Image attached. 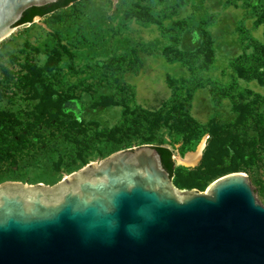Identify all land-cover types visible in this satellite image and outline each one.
Wrapping results in <instances>:
<instances>
[{"label": "rangeland", "instance_id": "obj_1", "mask_svg": "<svg viewBox=\"0 0 264 264\" xmlns=\"http://www.w3.org/2000/svg\"><path fill=\"white\" fill-rule=\"evenodd\" d=\"M236 64L264 65V0H79L14 27L0 40V110L34 131L22 155L0 158V184L52 186L164 146L177 189L239 172L264 205V151L245 168L229 152L264 116V82ZM202 140L196 164H180Z\"/></svg>", "mask_w": 264, "mask_h": 264}, {"label": "water", "instance_id": "obj_2", "mask_svg": "<svg viewBox=\"0 0 264 264\" xmlns=\"http://www.w3.org/2000/svg\"><path fill=\"white\" fill-rule=\"evenodd\" d=\"M57 1L0 0V40ZM0 264H264V205L239 172L179 190L140 146L52 186L1 183Z\"/></svg>", "mask_w": 264, "mask_h": 264}, {"label": "trees", "instance_id": "obj_3", "mask_svg": "<svg viewBox=\"0 0 264 264\" xmlns=\"http://www.w3.org/2000/svg\"><path fill=\"white\" fill-rule=\"evenodd\" d=\"M79 0H58L55 3L48 4L42 7H31L23 12L20 21L16 26L31 23L35 17H43L55 10L62 9ZM237 65V64H236ZM240 73L246 77H253L264 82V65L259 67H243L237 65ZM257 136L251 138L245 145L235 144L230 153L235 158L242 160L241 168L250 165L253 160L260 159L264 151V116L259 115L256 121ZM23 125L22 127H20ZM34 131V122L18 121L12 114H6L0 110V158H14L16 155H22L24 150H28L31 143L28 141V136L32 135ZM206 132H201L203 136ZM160 155L163 168L169 173L170 177L175 172V165L172 159V152L169 148L164 146H152ZM240 162H235L231 165L232 172L240 171Z\"/></svg>", "mask_w": 264, "mask_h": 264}, {"label": "bare ground", "instance_id": "obj_4", "mask_svg": "<svg viewBox=\"0 0 264 264\" xmlns=\"http://www.w3.org/2000/svg\"><path fill=\"white\" fill-rule=\"evenodd\" d=\"M202 146H203V140L194 152L186 153V156L183 159H178V162L180 164H185L188 166L195 165L200 157Z\"/></svg>", "mask_w": 264, "mask_h": 264}]
</instances>
